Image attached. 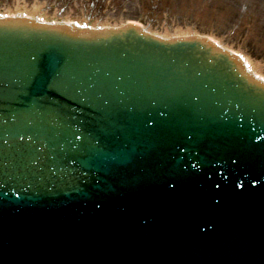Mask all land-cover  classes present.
I'll list each match as a JSON object with an SVG mask.
<instances>
[{"label":"water","instance_id":"obj_1","mask_svg":"<svg viewBox=\"0 0 264 264\" xmlns=\"http://www.w3.org/2000/svg\"><path fill=\"white\" fill-rule=\"evenodd\" d=\"M65 28L0 22V197L16 204L21 197L36 202L30 211L10 207L8 215L22 210L31 220L50 211L51 230L87 238L86 218L122 214L128 221L138 219L136 240L140 230L151 237L153 220H164L167 230L168 223L196 214L195 222L209 232L194 231L198 262L247 264L246 254L237 263L226 255L231 243L241 247L250 240L257 247L249 264H264V230H249L245 218L264 208V178L261 184L256 179L255 188L242 185L230 192L232 181L215 172L193 179L184 174L200 166L199 153L202 162L217 161L219 173L224 169L228 175L222 161L235 162L245 150L252 158L256 143L264 140V89L242 76L237 56L236 65L204 41H164L135 27L89 36L67 30L68 24ZM79 192L85 200H59ZM108 201L111 205L97 207ZM121 201L127 202L124 208ZM194 201L191 210L184 206ZM228 204L234 205L235 221L222 232ZM165 205L178 210L161 219L153 214ZM17 226L4 235L12 247L19 242L9 238L26 236L22 232L30 225ZM131 226L123 233L133 232ZM237 229L245 234L240 243L234 238ZM186 242L176 240L164 256L180 262L173 251L190 248L182 245ZM210 242L220 251L213 259L200 251Z\"/></svg>","mask_w":264,"mask_h":264},{"label":"rangeland","instance_id":"obj_2","mask_svg":"<svg viewBox=\"0 0 264 264\" xmlns=\"http://www.w3.org/2000/svg\"><path fill=\"white\" fill-rule=\"evenodd\" d=\"M152 1L0 0V15L36 14L42 21L75 22L90 28L147 19L153 22L144 26L159 35H208L251 60L264 75V61L258 58L264 56V0H161L156 3L163 11L161 18L149 12ZM93 2L97 3L95 7Z\"/></svg>","mask_w":264,"mask_h":264},{"label":"bare ground","instance_id":"obj_3","mask_svg":"<svg viewBox=\"0 0 264 264\" xmlns=\"http://www.w3.org/2000/svg\"><path fill=\"white\" fill-rule=\"evenodd\" d=\"M0 17H1V15H0ZM33 18L34 17H37V15L36 14H33V16H32ZM71 23V24H70ZM70 23H68V27H70V25L71 26H77V24H74V22H70ZM78 27V26H77ZM75 28V27H74ZM76 29V28H75ZM178 37H182V36H179V35H177ZM236 53V52H235ZM236 56H237V58L239 59V61L243 64V66L248 70H250V72H252V75H253V77L255 76V77H257V78H261V80L262 81H264V75H263V73L261 72V71H258V66H256L251 60H249V59H246V58H244L243 57V55L241 54V53H236L235 54ZM259 59H261V60H263L264 61V56H260V57H258Z\"/></svg>","mask_w":264,"mask_h":264},{"label":"trees","instance_id":"obj_4","mask_svg":"<svg viewBox=\"0 0 264 264\" xmlns=\"http://www.w3.org/2000/svg\"><path fill=\"white\" fill-rule=\"evenodd\" d=\"M156 3H161V0L151 2V4H149V7H151V9L149 8L150 9L149 12L150 13L154 12L155 15H157L159 18H161L160 15L162 14L163 11L161 8H159V5H157Z\"/></svg>","mask_w":264,"mask_h":264}]
</instances>
